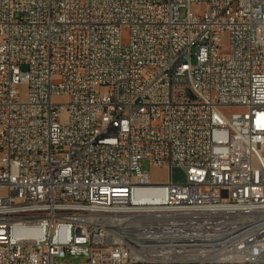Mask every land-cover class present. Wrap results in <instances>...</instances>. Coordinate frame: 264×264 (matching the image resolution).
I'll list each match as a JSON object with an SVG mask.
<instances>
[{
	"label": "built area",
	"instance_id": "obj_1",
	"mask_svg": "<svg viewBox=\"0 0 264 264\" xmlns=\"http://www.w3.org/2000/svg\"><path fill=\"white\" fill-rule=\"evenodd\" d=\"M67 256L264 264V0H0V264Z\"/></svg>",
	"mask_w": 264,
	"mask_h": 264
},
{
	"label": "rangeland",
	"instance_id": "obj_2",
	"mask_svg": "<svg viewBox=\"0 0 264 264\" xmlns=\"http://www.w3.org/2000/svg\"><path fill=\"white\" fill-rule=\"evenodd\" d=\"M187 13L186 9L181 10V16L185 17ZM57 81V80H55ZM68 99L66 97H54V102L57 104H65ZM66 152L65 148H58L56 153L57 155H62ZM141 168L144 173H146L155 183H164L168 179V171L164 168L153 167L147 160L141 162ZM171 181L175 184H180L185 181V175L182 170L178 168H173L171 171ZM66 264H81L84 262V259L80 257L67 256L62 260Z\"/></svg>",
	"mask_w": 264,
	"mask_h": 264
},
{
	"label": "bare ground",
	"instance_id": "obj_3",
	"mask_svg": "<svg viewBox=\"0 0 264 264\" xmlns=\"http://www.w3.org/2000/svg\"><path fill=\"white\" fill-rule=\"evenodd\" d=\"M72 160H73V153H66L65 161H72Z\"/></svg>",
	"mask_w": 264,
	"mask_h": 264
}]
</instances>
